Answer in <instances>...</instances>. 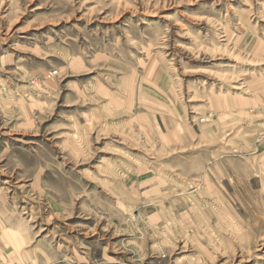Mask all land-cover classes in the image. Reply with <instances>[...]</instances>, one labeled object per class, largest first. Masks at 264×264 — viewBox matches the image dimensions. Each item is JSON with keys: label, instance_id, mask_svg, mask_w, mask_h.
Wrapping results in <instances>:
<instances>
[{"label": "rangeland", "instance_id": "obj_1", "mask_svg": "<svg viewBox=\"0 0 264 264\" xmlns=\"http://www.w3.org/2000/svg\"><path fill=\"white\" fill-rule=\"evenodd\" d=\"M0 264H264V0H0Z\"/></svg>", "mask_w": 264, "mask_h": 264}]
</instances>
